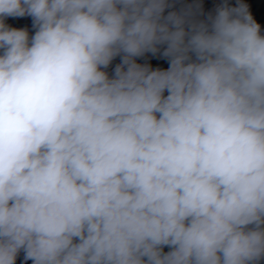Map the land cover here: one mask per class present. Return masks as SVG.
<instances>
[{
  "label": "clouds",
  "instance_id": "obj_1",
  "mask_svg": "<svg viewBox=\"0 0 264 264\" xmlns=\"http://www.w3.org/2000/svg\"><path fill=\"white\" fill-rule=\"evenodd\" d=\"M177 2L0 0V264L264 262L261 26Z\"/></svg>",
  "mask_w": 264,
  "mask_h": 264
},
{
  "label": "water",
  "instance_id": "obj_2",
  "mask_svg": "<svg viewBox=\"0 0 264 264\" xmlns=\"http://www.w3.org/2000/svg\"><path fill=\"white\" fill-rule=\"evenodd\" d=\"M203 5V11L205 16L213 12L216 5L220 3V0H200ZM229 4L232 6L237 5V0H228ZM240 2L246 4L248 6V11L253 16V19L260 24L261 26V34L264 35V0H240ZM193 3V0H178L176 3L175 10H179L183 4ZM173 9H167L165 15L168 11H172ZM204 19V16L200 17ZM5 23L11 27H15L18 29H27L29 36L34 35V29L32 27V18L29 16L18 17V18H7ZM165 46H160L161 53L163 52ZM120 57L115 58L112 63L109 65L105 71L111 77L113 75V70L117 64H119ZM137 63L142 65H150L152 68H161L167 69L169 64L166 58H164L160 53H157L156 56H153L151 53L145 54L143 57L137 58ZM167 95V92H165ZM169 249L167 247L164 248V251L167 252ZM24 253L21 251L17 257L16 264H32V261H24L23 259ZM264 264V262H262Z\"/></svg>",
  "mask_w": 264,
  "mask_h": 264
}]
</instances>
